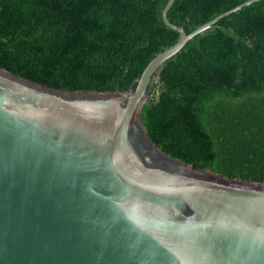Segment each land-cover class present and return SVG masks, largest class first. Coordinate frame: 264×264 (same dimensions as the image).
I'll list each match as a JSON object with an SVG mask.
<instances>
[{
	"label": "water",
	"instance_id": "water-1",
	"mask_svg": "<svg viewBox=\"0 0 264 264\" xmlns=\"http://www.w3.org/2000/svg\"><path fill=\"white\" fill-rule=\"evenodd\" d=\"M156 55L133 87L61 92L0 69V264H264V185L160 152L140 118L164 63L248 0Z\"/></svg>",
	"mask_w": 264,
	"mask_h": 264
},
{
	"label": "trees",
	"instance_id": "trees-1",
	"mask_svg": "<svg viewBox=\"0 0 264 264\" xmlns=\"http://www.w3.org/2000/svg\"><path fill=\"white\" fill-rule=\"evenodd\" d=\"M168 0H0V69L61 92L133 87L179 34ZM248 0H175L168 20L190 33ZM140 109L166 156L264 185V0L196 35L167 60Z\"/></svg>",
	"mask_w": 264,
	"mask_h": 264
}]
</instances>
